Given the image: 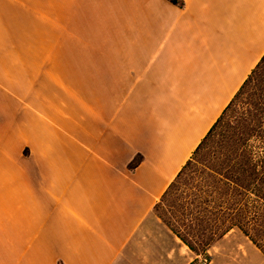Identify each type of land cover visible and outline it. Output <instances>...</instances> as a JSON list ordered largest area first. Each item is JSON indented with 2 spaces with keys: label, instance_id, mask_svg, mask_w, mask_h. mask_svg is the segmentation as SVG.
<instances>
[{
  "label": "crops",
  "instance_id": "obj_1",
  "mask_svg": "<svg viewBox=\"0 0 264 264\" xmlns=\"http://www.w3.org/2000/svg\"><path fill=\"white\" fill-rule=\"evenodd\" d=\"M182 4L0 0V264L196 263L169 230L158 255L156 207L264 55V0Z\"/></svg>",
  "mask_w": 264,
  "mask_h": 264
},
{
  "label": "trees",
  "instance_id": "obj_2",
  "mask_svg": "<svg viewBox=\"0 0 264 264\" xmlns=\"http://www.w3.org/2000/svg\"><path fill=\"white\" fill-rule=\"evenodd\" d=\"M164 209L195 262H209L232 230L264 256V55L162 196Z\"/></svg>",
  "mask_w": 264,
  "mask_h": 264
},
{
  "label": "rangeland",
  "instance_id": "obj_3",
  "mask_svg": "<svg viewBox=\"0 0 264 264\" xmlns=\"http://www.w3.org/2000/svg\"><path fill=\"white\" fill-rule=\"evenodd\" d=\"M217 147V146H215ZM172 211L155 212L157 231H158V241H157V251L158 255H163L170 249L169 241L162 236V232H168L169 228L162 220V216L170 218V213ZM170 231V230H169ZM241 235L232 237L229 241L221 243L216 249H212L209 252L211 260L205 262L204 259L199 258L194 264H264L263 254L251 243L245 244ZM167 250V251H166ZM190 257L193 254L189 253Z\"/></svg>",
  "mask_w": 264,
  "mask_h": 264
},
{
  "label": "built area",
  "instance_id": "obj_4",
  "mask_svg": "<svg viewBox=\"0 0 264 264\" xmlns=\"http://www.w3.org/2000/svg\"><path fill=\"white\" fill-rule=\"evenodd\" d=\"M206 262V261H205Z\"/></svg>",
  "mask_w": 264,
  "mask_h": 264
}]
</instances>
